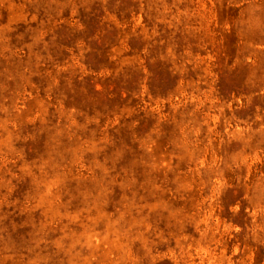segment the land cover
I'll use <instances>...</instances> for the list:
<instances>
[{
	"label": "rangeland",
	"instance_id": "rangeland-1",
	"mask_svg": "<svg viewBox=\"0 0 264 264\" xmlns=\"http://www.w3.org/2000/svg\"><path fill=\"white\" fill-rule=\"evenodd\" d=\"M0 264H264V0H0Z\"/></svg>",
	"mask_w": 264,
	"mask_h": 264
}]
</instances>
